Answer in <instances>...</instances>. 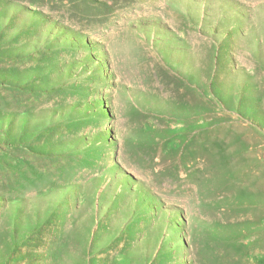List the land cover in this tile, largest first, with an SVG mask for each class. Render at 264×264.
<instances>
[{
	"label": "rangeland",
	"instance_id": "rangeland-1",
	"mask_svg": "<svg viewBox=\"0 0 264 264\" xmlns=\"http://www.w3.org/2000/svg\"><path fill=\"white\" fill-rule=\"evenodd\" d=\"M0 264H264V0H0Z\"/></svg>",
	"mask_w": 264,
	"mask_h": 264
}]
</instances>
